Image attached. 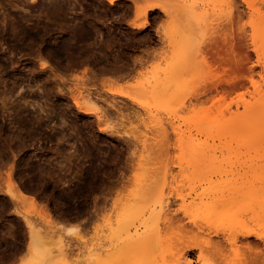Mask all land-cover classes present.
<instances>
[{
	"label": "rangeland",
	"instance_id": "1",
	"mask_svg": "<svg viewBox=\"0 0 264 264\" xmlns=\"http://www.w3.org/2000/svg\"><path fill=\"white\" fill-rule=\"evenodd\" d=\"M227 15L226 0H0V264L33 259L28 220L55 234L48 264H186L191 245L262 264L264 0ZM225 179L226 206L195 198Z\"/></svg>",
	"mask_w": 264,
	"mask_h": 264
},
{
	"label": "bare ground",
	"instance_id": "2",
	"mask_svg": "<svg viewBox=\"0 0 264 264\" xmlns=\"http://www.w3.org/2000/svg\"><path fill=\"white\" fill-rule=\"evenodd\" d=\"M111 3H113L115 0H109ZM248 4L250 5V7L252 8V7H254V3L253 2H251V1H248ZM232 6H233V0H226V15L227 14H229L230 12H231V8H232ZM156 8H162V9H164V7L161 5V4H158V3H152V4H149L148 6H147V8H146V10H153V9H156ZM229 15H227V17H228ZM133 24H134V26H136V27H138V28H144L145 26H146V22H132ZM255 32L257 33V34H259L260 32L257 30H255ZM255 33V34H256ZM263 34H264V32H262ZM259 34V35H263V34ZM43 64V63H42ZM43 66V65H42ZM167 76V75H166ZM149 82V81H148ZM150 84L148 85L149 87H147V88H145V89H147V91L149 92L150 91V89L151 90H153L152 92V94L155 96V99H159V97H160V99H161V95H163V92L161 91V89H159V85H161V84H158V82L156 83L159 87L158 88H156L155 87V85H154V83H151V82H149ZM162 83V82H161ZM154 85V86H153ZM145 86V85H144ZM143 86V87H144ZM151 86H153V87H151ZM141 87V86H140ZM146 87V86H145ZM151 87V88H150ZM155 87V88H154ZM150 88V89H149ZM144 89V90H145ZM142 90V89H141ZM163 90V89H162ZM78 92H79V94L77 95L76 94V96L74 97V100H75V102L77 103V104H79V100H80V94L82 93L80 90H78ZM77 92V93H78ZM144 92H146V91H144ZM143 91H142V93H144ZM148 92L146 93L147 95H148ZM151 92V91H150ZM149 92V93H150ZM160 94H159V93ZM83 94V93H82ZM151 94V95H152ZM157 94H158V96H157ZM149 96V95H148ZM151 97V96H150ZM153 97V96H152ZM252 116H251V119H252V121H254V122H256L257 124H260V123H263L264 122V99L261 101V102H259L254 108H253V110H252ZM154 116V115H153ZM154 119V118H153ZM159 119H156V122L158 121ZM160 121H162V120H159V122ZM158 122V123H159ZM158 123H156V124H158ZM160 123H163V122H160ZM159 123V124H160ZM173 124V123H172ZM156 126V125H155ZM239 126V128H241V127H243L244 126V124L243 125H238ZM241 126V127H240ZM156 127H158V125L156 126ZM159 128H160V130L161 131H163V132H165L166 131V128L164 127V125H161L160 124V126H159ZM174 129L177 131V129H178V127H174ZM192 140L190 141L191 143L190 144H185V146L187 145V147H188V149L190 150H192L193 148V150L191 151V152H193V151H196L195 150V147H199L198 145H199V143L197 142V144H195L193 141H194V138H191ZM147 140V139H146ZM146 143V142H145ZM201 144V143H200ZM203 144V143H202ZM183 146H184V144H183ZM195 160H196V158H194V162H195ZM158 181V180H157ZM209 184V186L207 185V187H204V186H202V188L204 187V190L203 191H201V192H199V193H197V195H196V197L195 198H201L202 200H204L205 198H212V199H215V201H216V204H214L215 206L217 205H221L222 204V206L223 205H225L226 203H225V192H226V190H231L230 188H229V186L228 185H230L231 186V184H230V181H226V179L225 180H221V181H215V180H209V181H207ZM154 183H156V181L154 182V180H152L151 179V181H149L148 182V180H147V183L144 185L143 184V186H142V188H143V192L142 193H145V195H147V194H151V193H154V196H155V194H157V196H156V199H155V201H154V203H156V205H160L161 207H163V205H164V203H165V199L167 200L168 199V196H166V193L164 192V189L163 188H161L160 189V186H161V184L159 185V183H160V180H159V183L157 182L155 185H154ZM165 183H163V185H164ZM195 184V183H194ZM158 186V189H157V186ZM228 186V187H227ZM162 187H164V186H162ZM193 188V187H192ZM231 188H232V186H231ZM157 189V190H156ZM12 190V189H11ZM200 190V189H199ZM166 191V190H165ZM157 192V193H156ZM228 192V191H227ZM193 193V192H192ZM11 194H12V196H16V194H15V192H13V190L11 191ZM180 197H182L183 198V194H181V196ZM225 197V198H224ZM30 199L31 200H33L31 197H30ZM226 206V205H225ZM153 211H156V210H153ZM153 211H152V213H153ZM206 217H209V216H206ZM49 218V217H48ZM28 227H29V232H30V235H29V247H30V249L32 250V252H33V259L31 260V262H29V263H27V264H48V263H50V261H51V259H52V251H51V249L49 248V244H51V242H53L54 241V237L53 236H55V234H53V235H50V233L48 234V232H47V234L45 233V234H42L41 232L42 231H40L38 228H37V226H35L32 222H30V220H28ZM60 235V234H59ZM58 235V236H59ZM62 237V236H61ZM59 242H61V241H59ZM201 246V245H200ZM195 248H198L200 251H199V255H198V257H197V259H192V258H188L186 261H187V263L186 264H195L196 262L197 263H199V264H213L211 261H209L207 258H206V256H205V253H203V251H202V249L198 246V245H196V246H192L191 245V247H189L188 249H195ZM261 253V252H260ZM262 254V253H261ZM264 254V253H263ZM260 259V263H264V257L262 256L261 258H259ZM258 260V259H257ZM258 263V262H257Z\"/></svg>",
	"mask_w": 264,
	"mask_h": 264
}]
</instances>
